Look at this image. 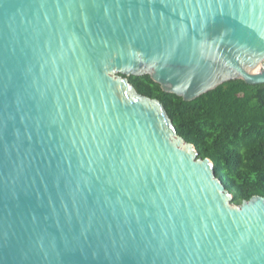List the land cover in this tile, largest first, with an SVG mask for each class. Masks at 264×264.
I'll use <instances>...</instances> for the list:
<instances>
[{"label":"water","instance_id":"obj_1","mask_svg":"<svg viewBox=\"0 0 264 264\" xmlns=\"http://www.w3.org/2000/svg\"><path fill=\"white\" fill-rule=\"evenodd\" d=\"M264 0H0V264H264L163 104L264 85Z\"/></svg>","mask_w":264,"mask_h":264},{"label":"trees","instance_id":"obj_2","mask_svg":"<svg viewBox=\"0 0 264 264\" xmlns=\"http://www.w3.org/2000/svg\"><path fill=\"white\" fill-rule=\"evenodd\" d=\"M127 78L141 95L163 104L200 158L211 159L235 204L264 198V85L234 80L188 102L164 92L149 75Z\"/></svg>","mask_w":264,"mask_h":264},{"label":"built area","instance_id":"obj_3","mask_svg":"<svg viewBox=\"0 0 264 264\" xmlns=\"http://www.w3.org/2000/svg\"><path fill=\"white\" fill-rule=\"evenodd\" d=\"M258 72H263L264 71V60L262 61V63L259 65L258 67Z\"/></svg>","mask_w":264,"mask_h":264},{"label":"bare ground","instance_id":"obj_4","mask_svg":"<svg viewBox=\"0 0 264 264\" xmlns=\"http://www.w3.org/2000/svg\"><path fill=\"white\" fill-rule=\"evenodd\" d=\"M258 67H259V66H258ZM258 69H259V68L256 69L255 73L258 72Z\"/></svg>","mask_w":264,"mask_h":264}]
</instances>
